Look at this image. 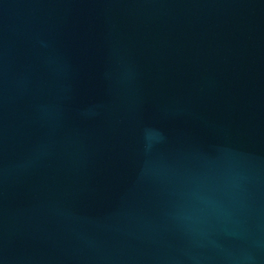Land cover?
I'll use <instances>...</instances> for the list:
<instances>
[{"label":"water","instance_id":"95a60500","mask_svg":"<svg viewBox=\"0 0 264 264\" xmlns=\"http://www.w3.org/2000/svg\"><path fill=\"white\" fill-rule=\"evenodd\" d=\"M0 264H264V0H0Z\"/></svg>","mask_w":264,"mask_h":264}]
</instances>
